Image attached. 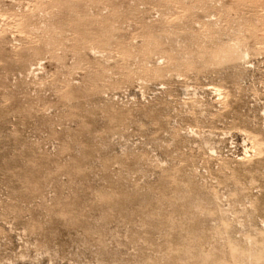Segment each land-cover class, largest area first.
I'll use <instances>...</instances> for the list:
<instances>
[{
	"label": "rangeland",
	"instance_id": "obj_1",
	"mask_svg": "<svg viewBox=\"0 0 264 264\" xmlns=\"http://www.w3.org/2000/svg\"><path fill=\"white\" fill-rule=\"evenodd\" d=\"M0 264H264V0H0Z\"/></svg>",
	"mask_w": 264,
	"mask_h": 264
},
{
	"label": "bare ground",
	"instance_id": "obj_2",
	"mask_svg": "<svg viewBox=\"0 0 264 264\" xmlns=\"http://www.w3.org/2000/svg\"><path fill=\"white\" fill-rule=\"evenodd\" d=\"M244 152H245V154L248 153V148L247 147H245Z\"/></svg>",
	"mask_w": 264,
	"mask_h": 264
}]
</instances>
